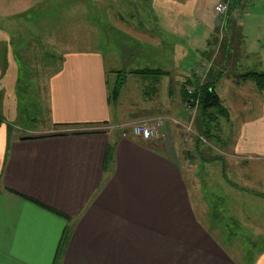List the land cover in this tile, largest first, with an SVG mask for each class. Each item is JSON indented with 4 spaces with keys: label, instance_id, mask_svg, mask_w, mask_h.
Here are the masks:
<instances>
[{
    "label": "crops",
    "instance_id": "1",
    "mask_svg": "<svg viewBox=\"0 0 264 264\" xmlns=\"http://www.w3.org/2000/svg\"><path fill=\"white\" fill-rule=\"evenodd\" d=\"M233 18V13L227 17L225 30L230 22L233 32L238 30ZM150 20L146 26L154 24L152 29L158 32L157 18L154 23ZM163 22L161 28L173 31L164 18ZM201 42H207L205 34ZM145 44L148 52L166 53L170 58L166 63L173 66L167 43L152 39ZM6 49H10L8 43ZM201 61H187L174 80L169 79L173 72L167 70H161L166 74L155 80L144 79L152 94L140 98L141 110L134 95L126 111L119 113L115 107L127 77L120 76L98 51H70L52 67L44 83L45 108L38 127L25 128L26 134H21L20 126L16 127L19 133H14L13 126L7 125L10 109L0 103V118L7 123L0 125V264H55L57 255L56 264H264V237H254L236 222L232 209L230 213L221 209L227 194L217 192L221 196L216 195L207 216L196 211L191 175L182 167L186 160L175 151L178 141L173 127L169 139L160 132L147 141L123 129L140 117L186 119L182 84L190 79L198 85L216 73L224 76L215 65L216 70L202 78L196 71ZM3 77L0 60V86ZM109 81L113 86L121 83L114 107ZM167 87L169 94L164 95ZM252 90L251 101L241 103V121L232 129L231 149L251 164L253 191L248 193L231 182L221 158L202 156L196 143L194 157L198 170L219 162L229 188L264 199L258 197L264 195L258 192L264 186V90ZM196 123L202 132L199 116ZM212 139L221 142L216 128ZM184 156L191 158L189 153ZM201 171L196 172L198 176ZM217 227L226 242L237 240L243 246L240 262L213 236L211 230Z\"/></svg>",
    "mask_w": 264,
    "mask_h": 264
},
{
    "label": "rangeland",
    "instance_id": "2",
    "mask_svg": "<svg viewBox=\"0 0 264 264\" xmlns=\"http://www.w3.org/2000/svg\"><path fill=\"white\" fill-rule=\"evenodd\" d=\"M156 1L153 4L150 0H0V47H2L0 60L3 62L4 72L0 86V103L3 108L10 109L11 113L10 124L5 123L4 117H1L0 125L13 126L10 130L12 129L14 133H19L16 127L21 126L24 128H20L21 134H26L25 128L38 127L39 117L45 108V99L42 98L44 83L52 67L63 59L66 52L98 51L106 63L109 62L110 66L120 71V76L127 77L120 92L122 96L120 103L115 107L119 113L126 111L128 100H132L134 95L136 96L134 101L141 110L140 98L152 94L151 85H147L144 79H157L153 76H137L132 71L143 68L167 70L173 72V77L169 79L174 80V77L178 78V71L187 61L203 60L198 63L196 69L202 78H207L209 70V74L216 69L224 74L218 76L216 73L207 80L212 82L213 91L218 98L220 108L209 110L217 119L199 116L198 100L194 96H189L188 100L192 102L190 106L186 108V102L183 103L186 119L179 122L162 116L146 120L140 117L127 123L123 129L132 133L135 124L152 125L161 119L157 136L160 132L167 133L164 137L169 139L173 127L178 141V148L176 147L175 151L183 162L186 160L182 167H187L191 175L190 181L198 201L196 211L207 216L209 206H213L216 195H220L217 192H222L227 194L225 197L227 204L220 208L224 207L229 213L232 209V213L238 218V220L234 218L236 222L250 231L254 237H264V199L234 191L223 182L220 174L223 167L231 182L248 193L253 191L250 189L251 164L234 154L231 144L232 129L241 121L240 116L238 118L241 103L248 104L251 101L248 97L253 93L252 89L256 90L253 83H244L241 77L235 75L249 72L264 73V0H237V10L233 12L235 15L233 20L238 27L235 32L232 30L231 22L225 30L223 26L225 17L219 22V16L214 11L217 0ZM166 1L169 4L162 3ZM235 1L231 0V3ZM137 3L144 4L138 6ZM28 7L30 10L26 11ZM179 15L181 17L178 18ZM161 16H164L175 33L161 28L164 25ZM150 17V23H154L157 18L158 32L155 28L152 29L155 27L154 24L152 27L146 26ZM174 24L177 29L172 27ZM198 34L201 36L200 42L196 41ZM203 34L207 42H201ZM144 39L147 42L155 39L159 43H167L172 50L170 56L173 66L166 63L170 60L166 53L158 51L157 55L148 52V49L145 50L147 44ZM7 43L9 51L6 49ZM157 45L159 48L163 47L162 44ZM235 63L238 66H235ZM215 65L219 68L215 69ZM111 82L113 81H109V91L114 90ZM189 88L193 89L194 86H187L186 93ZM168 90L167 87L162 93L168 95ZM115 104L112 102L113 107ZM132 115L135 116L133 118L140 116ZM198 116L201 119V131L213 137L216 128L221 142L217 143L211 137L208 139L201 134L196 123ZM188 127L190 131L186 130ZM194 143L199 145V150L203 152L202 156L209 159L219 157L224 166L221 167L222 164L219 162L211 163L206 164L203 171L198 170L199 164L194 157ZM187 153L191 158L184 156ZM199 171L201 176L196 173ZM203 182L206 184L204 188ZM258 190L264 193V186ZM230 200H233L231 202L233 206H230ZM207 222L210 226L209 220ZM211 232L223 248L240 262L243 254L241 243L237 240L226 242L224 232L219 227ZM261 246L264 247V244ZM248 260L246 263L250 262V259Z\"/></svg>",
    "mask_w": 264,
    "mask_h": 264
},
{
    "label": "trees",
    "instance_id": "3",
    "mask_svg": "<svg viewBox=\"0 0 264 264\" xmlns=\"http://www.w3.org/2000/svg\"><path fill=\"white\" fill-rule=\"evenodd\" d=\"M237 3L238 2L236 0L234 3L230 5L228 15L225 17V20H224V25L226 23L227 17L229 18L230 14H232L236 10ZM143 4L144 3H137L138 6L140 5L142 6ZM145 4L147 5L148 3L146 2ZM147 7H149V5H147ZM146 9L147 8H144V10ZM130 16L132 17L133 15H130ZM114 38L115 37H113V39ZM132 73L136 75H140V76H147V77L153 76L155 78H159L166 74L165 72L161 70H151V69L136 70V71H133ZM240 77L243 81L248 80L251 83H253L257 91L260 92L264 90V73L249 72V73H244ZM120 84H121L120 82L117 83V85H114V90L113 89L111 90L110 100L113 103L117 100V97L119 95ZM190 85L194 86L192 96H194L198 100L197 113L199 114V116L201 115L203 118H205L206 116H211L214 119H217L215 114H211L209 111L210 109H213V108H217V109L220 108V106L218 105V98L213 91L212 82L206 81L204 83L195 85L194 82H192V80L190 79L185 81L181 87V98H182L183 103L187 102L189 99V96L186 93V87ZM219 112H221V109L219 110ZM223 114H224V117L227 116L225 112ZM201 134L207 137L208 139L209 137L212 138V136H207L206 133L204 132H202ZM110 160H111L110 156L107 155L106 160H105L106 164H109ZM258 197L264 198V195H258ZM58 260H59V256L57 255L55 264L56 262H58Z\"/></svg>",
    "mask_w": 264,
    "mask_h": 264
},
{
    "label": "built area",
    "instance_id": "4",
    "mask_svg": "<svg viewBox=\"0 0 264 264\" xmlns=\"http://www.w3.org/2000/svg\"><path fill=\"white\" fill-rule=\"evenodd\" d=\"M231 4H232L231 0H227L226 3H224L223 1H219L217 3V5L214 8V11L219 16V19H218L219 22L221 19H223L224 17H226L228 15L229 8H230ZM233 17H235L234 14H233ZM202 66H204L203 63H202ZM192 94H193V89L192 88L187 89V95L192 96ZM188 101L185 103L186 108L189 107L190 104L192 103V102H190V101L188 102ZM161 123H162L161 119H158L152 125L146 124V123L135 124L132 127V134L134 136L140 137L141 139L146 140V141L153 139V138L157 137L158 128L160 127L159 124H161ZM186 130L190 131V128L188 127V128H186ZM199 138L201 140H203L201 137H199Z\"/></svg>",
    "mask_w": 264,
    "mask_h": 264
}]
</instances>
